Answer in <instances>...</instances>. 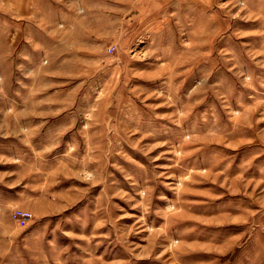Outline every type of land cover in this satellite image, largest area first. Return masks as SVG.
Segmentation results:
<instances>
[{
	"label": "rangeland",
	"instance_id": "rangeland-1",
	"mask_svg": "<svg viewBox=\"0 0 264 264\" xmlns=\"http://www.w3.org/2000/svg\"><path fill=\"white\" fill-rule=\"evenodd\" d=\"M0 264H264V0H0Z\"/></svg>",
	"mask_w": 264,
	"mask_h": 264
},
{
	"label": "built area",
	"instance_id": "built-area-1",
	"mask_svg": "<svg viewBox=\"0 0 264 264\" xmlns=\"http://www.w3.org/2000/svg\"><path fill=\"white\" fill-rule=\"evenodd\" d=\"M30 216V213L24 210H18V213H15V217L19 222L24 223L28 217Z\"/></svg>",
	"mask_w": 264,
	"mask_h": 264
}]
</instances>
